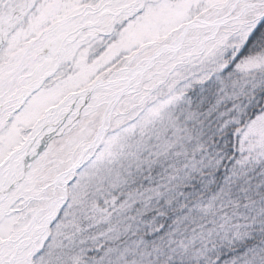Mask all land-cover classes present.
<instances>
[{"label": "snow or ice", "instance_id": "obj_1", "mask_svg": "<svg viewBox=\"0 0 264 264\" xmlns=\"http://www.w3.org/2000/svg\"><path fill=\"white\" fill-rule=\"evenodd\" d=\"M0 264H264V0H0Z\"/></svg>", "mask_w": 264, "mask_h": 264}]
</instances>
